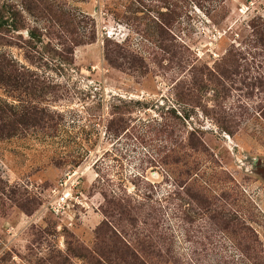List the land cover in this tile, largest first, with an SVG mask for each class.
Segmentation results:
<instances>
[{"label":"rangeland","instance_id":"374dc122","mask_svg":"<svg viewBox=\"0 0 264 264\" xmlns=\"http://www.w3.org/2000/svg\"><path fill=\"white\" fill-rule=\"evenodd\" d=\"M0 11V53L24 76L0 84V264H127L114 246L145 232L123 220L117 233L106 198L141 199L144 182L179 240L172 255L186 257L185 232L208 225L166 198L174 177L250 228L264 257V56L246 44L264 0H0ZM107 40L130 66L107 63ZM231 46L239 67L210 74ZM213 236L210 264H250Z\"/></svg>","mask_w":264,"mask_h":264},{"label":"trees","instance_id":"16d2710c","mask_svg":"<svg viewBox=\"0 0 264 264\" xmlns=\"http://www.w3.org/2000/svg\"><path fill=\"white\" fill-rule=\"evenodd\" d=\"M54 16L56 17L55 23H59L58 18L60 13L56 12V15ZM1 17L2 12L0 11V42L5 41L3 36L4 34L2 32L3 19ZM69 25L72 26V24ZM247 26L249 30L246 37L248 50H254V52L259 53L257 55L264 56V16L257 15L253 17ZM11 27H13V25H11ZM86 42H95V36L93 33L89 35V37H83V42L81 41L79 44H85ZM163 49L165 51L168 48L165 46ZM120 50H122V48L118 44L110 41H108V43L106 42L104 45L105 60L109 65H116L118 60L117 57L119 56L123 59L124 63L130 66L133 61L129 60L130 58L127 55L122 54ZM237 50L238 48L231 46V49L226 53V56L220 59L219 62L215 63L212 69L209 70V73L221 74L223 76L229 72L228 69L239 67V60H241V56L240 51L239 53L235 52ZM180 64L183 65V63ZM185 65L186 64L183 65V68ZM194 65L195 64L191 65L193 66V71L195 70ZM18 73L19 71L13 62L9 61L5 55L0 53V84L10 82V84L17 85L19 82L24 81V76L21 73ZM257 79L260 84L263 85L264 73L258 74ZM117 122L118 124H115ZM111 127L114 133H118L119 131H123L125 129L126 122L124 119H121V117L117 120L113 118L110 121V128ZM192 135L193 134H191V136ZM192 139L188 140L190 147L194 144ZM188 175H190V172ZM172 186L173 190L169 196H166V198H171L176 201V199H179L181 196L188 207H193L191 210L196 211L194 214L205 217V224L206 226L208 225L207 229L205 226V230L203 229V226L196 230L189 227L185 232V241L191 244L189 250L190 254L186 255V257L183 255L174 257V255H172L173 245L174 243L179 242V240L177 236L175 237L174 235L175 231H172L163 219L164 206L160 203L161 201L152 203L154 186L144 182V192L142 195L139 194L141 199H139L137 194L133 197L129 196V194H115L110 198L107 197L108 199L106 198L108 207L104 213L114 219L115 223H111V225L117 233L120 235L124 234L125 225H123V220H127L129 226L134 230H137L139 226H142V231L145 232L144 234H140L142 235V238L138 236L133 244H126L122 242L121 247L114 246L115 250L113 252L119 259H121V261L127 262V264H151L143 257L144 254L149 255V252H152L160 257L163 255L167 257L165 263L210 264L208 258L214 249L213 234L220 233L233 243L236 250H239L238 252H241L242 257L247 259L250 264H264V257L253 258V256H256V254H252L255 248L250 245H254L253 238H251L252 236H256L254 232L250 228H246L242 223L235 224L234 218L228 217V215L223 212V208L221 206H214V202L217 201V199L213 198V200L210 201V198L205 193L202 194L201 191L192 190L190 185H185V183L178 181V178L176 177L172 179ZM140 190L138 189L137 193ZM104 196L106 197V195ZM174 217L179 219L178 215H175V213ZM181 221L188 225L196 222L194 217L190 216L187 212L183 213ZM127 258L130 261L129 263Z\"/></svg>","mask_w":264,"mask_h":264}]
</instances>
